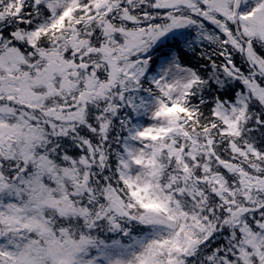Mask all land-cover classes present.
Returning <instances> with one entry per match:
<instances>
[{
    "label": "snow or ice",
    "instance_id": "obj_1",
    "mask_svg": "<svg viewBox=\"0 0 264 264\" xmlns=\"http://www.w3.org/2000/svg\"><path fill=\"white\" fill-rule=\"evenodd\" d=\"M0 264H264V0H0Z\"/></svg>",
    "mask_w": 264,
    "mask_h": 264
}]
</instances>
